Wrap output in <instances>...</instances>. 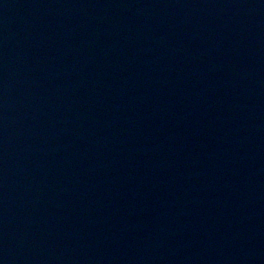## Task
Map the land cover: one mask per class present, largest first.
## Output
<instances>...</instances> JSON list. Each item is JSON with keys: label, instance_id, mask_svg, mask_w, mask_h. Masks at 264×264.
I'll return each instance as SVG.
<instances>
[{"label": "water", "instance_id": "95a60500", "mask_svg": "<svg viewBox=\"0 0 264 264\" xmlns=\"http://www.w3.org/2000/svg\"><path fill=\"white\" fill-rule=\"evenodd\" d=\"M0 264H264V0H0Z\"/></svg>", "mask_w": 264, "mask_h": 264}]
</instances>
